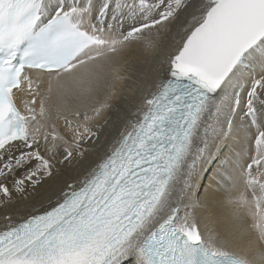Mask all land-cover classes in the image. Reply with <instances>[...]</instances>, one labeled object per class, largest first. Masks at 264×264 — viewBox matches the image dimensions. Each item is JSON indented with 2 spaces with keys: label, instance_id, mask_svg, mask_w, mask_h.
Instances as JSON below:
<instances>
[{
  "label": "snow or ice",
  "instance_id": "snow-or-ice-1",
  "mask_svg": "<svg viewBox=\"0 0 264 264\" xmlns=\"http://www.w3.org/2000/svg\"><path fill=\"white\" fill-rule=\"evenodd\" d=\"M0 264H264V0H0Z\"/></svg>",
  "mask_w": 264,
  "mask_h": 264
},
{
  "label": "bare ground",
  "instance_id": "bare-ground-1",
  "mask_svg": "<svg viewBox=\"0 0 264 264\" xmlns=\"http://www.w3.org/2000/svg\"><path fill=\"white\" fill-rule=\"evenodd\" d=\"M61 179L60 177L54 176L52 180L48 181L49 184L53 183L54 181ZM63 179H67V177H63ZM205 184H207V178L205 179ZM47 185H45L46 187Z\"/></svg>",
  "mask_w": 264,
  "mask_h": 264
}]
</instances>
